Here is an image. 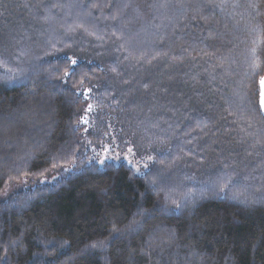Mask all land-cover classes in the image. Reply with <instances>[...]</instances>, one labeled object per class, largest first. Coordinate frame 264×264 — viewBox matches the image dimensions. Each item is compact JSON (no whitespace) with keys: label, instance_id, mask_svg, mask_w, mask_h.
I'll return each instance as SVG.
<instances>
[{"label":"trees","instance_id":"obj_1","mask_svg":"<svg viewBox=\"0 0 264 264\" xmlns=\"http://www.w3.org/2000/svg\"><path fill=\"white\" fill-rule=\"evenodd\" d=\"M66 2L89 7L73 8L71 15L53 9L47 13L53 19L44 22L42 3ZM125 3L130 6L121 9ZM152 3L0 0V58L8 61L7 68L27 70L45 53H51L47 61L60 66L51 76L33 72L23 86L0 88V193L7 188V195H0V257L7 258L0 264H33L34 254L44 258L37 264H264V153L251 149V140L241 132V101L233 95L239 92L245 101L258 102L259 76L264 75H243L252 39L244 31L243 9L234 16L218 9L208 13L210 28L199 20L169 24L154 18ZM118 9V18L111 19ZM260 10L264 22V6ZM60 24L75 31L66 32ZM212 29L215 35L209 37ZM157 52L168 55L152 59ZM142 54L143 59L135 58ZM66 57L79 63L74 75L57 80ZM89 87L93 91L85 102L77 89ZM88 103L98 106L88 115V125L77 126ZM204 123L207 127H197ZM107 145L120 159L109 161L112 166L101 172L71 175L57 168L40 176L53 163L67 167L77 149L79 164L88 156L104 155ZM169 149L167 190L157 193L134 174L128 160L135 164ZM225 164L242 178L233 190L246 186L256 203L206 193L178 214H137L163 208L215 178ZM23 172L30 176L19 175ZM52 176L67 178L57 182ZM133 220L141 222L138 228L129 227ZM114 227L121 234L112 240ZM52 238L70 242L64 254L45 255L54 251L46 247ZM98 240L111 242L86 248Z\"/></svg>","mask_w":264,"mask_h":264},{"label":"snow or ice","instance_id":"obj_2","mask_svg":"<svg viewBox=\"0 0 264 264\" xmlns=\"http://www.w3.org/2000/svg\"><path fill=\"white\" fill-rule=\"evenodd\" d=\"M130 5L125 3L121 6L122 8H127ZM264 6V0H153L151 5L154 13L156 14L154 18L157 16L162 21H167L169 24H172L174 20H185L189 19L191 21H203L205 24L209 25L211 28V21L208 18V13L215 14V11L218 9L221 12L226 13L229 16L236 15L237 9H243V13H240L242 17H245L244 31L252 37L250 41V46L247 47L244 57L245 68L243 75L245 78L254 77L258 75L261 71H264V22H260L259 18L261 17V7ZM44 15L42 19L45 23H48L53 19L52 15H48L47 13H51L53 9H67L68 12L66 15H71V10L73 8L79 9H87L89 6L86 4H76L72 2L66 3H52L50 6L47 3H42L40 5ZM99 7L98 4H92L91 8ZM121 9L117 10V13L111 16L110 18L115 20L120 15ZM231 9V11H229ZM191 13L189 16L188 14ZM87 15H91V12H88ZM61 28H65L66 32L75 31L71 25L65 27L64 24H60ZM76 27H83V25H76ZM234 27H239V22H237ZM90 35L94 33H89ZM115 35V33H113ZM215 35V30L212 29L209 31V37H213ZM163 39V37H161ZM54 51H60V49H56L55 46H52ZM67 47H71V45H67ZM120 50H125L124 45H121ZM21 55H27V53H21ZM51 55V53H45L44 56L35 57L36 64L31 66L29 69H19L18 71H13L7 68L8 61L0 58V68H4L5 72L0 74V88L7 89L12 86L20 85L23 86L26 83L33 72H41L46 73L51 76L53 72H59L60 66L58 64H51L49 61L45 59L46 56ZM143 55L141 57H135L137 60L143 59ZM167 52H157L152 59H157L158 57L167 56ZM126 59L132 58L130 56H126ZM67 66L65 67L62 75L55 77L57 80H64V78L71 77L75 73V67L79 63V60L75 57H66ZM151 62V61H149ZM45 64H48V67H44ZM222 67L223 65H219ZM111 71L113 73L117 72L116 67H112ZM87 76V73L84 74ZM83 83V79L81 80V84ZM127 83V81H125ZM259 100L258 102L255 100H247L245 101V96L241 95L239 92L234 93V96H238L241 101V106L239 109V117L244 122V127L241 128V132L245 133L246 139L251 140L250 147L253 150L259 149L261 153H264V75L259 76ZM145 88L148 87L147 84L143 85ZM78 92L83 97V100L87 102L91 98L92 88H84L82 91L77 89ZM98 105H94L92 103L87 104V108L84 109V115L80 117V120L77 122V126L80 125H88L89 119L88 115L95 111V108ZM235 115L236 113H230ZM259 117V119H258ZM94 123V122H93ZM197 127L205 128L207 124H198ZM88 128H84L85 132H88ZM107 135V133H105ZM163 143L164 141H160ZM91 143V142H88ZM188 143H191L189 141ZM87 145H85L86 147ZM95 151V150H93ZM128 153L133 154L134 149L132 147L128 148ZM153 151H156L155 149ZM104 155L96 154L92 156H88L84 160H80L79 164L75 157L79 153V149L73 151L72 157L73 159L68 162L67 167H63L62 165H58L56 163L51 164L50 168L45 169L40 173V176H44L46 172H51L54 169L59 168L61 173H70L71 175H77L80 172L85 170H94L96 172H101L104 168L110 167L108 162L112 160H119V154L113 156L111 155V145H107L103 147ZM183 152V149H181ZM251 155V153H249ZM171 155V149L167 152H157L156 155H145L142 160L133 164L132 160H128V164L131 165L134 170V174L137 176H143L153 191L157 193H163L167 190V185L169 181L170 173H167L165 169L169 167L167 162V157ZM158 156H163L165 159H158ZM64 158V157H61ZM180 157L177 156L174 159L178 160ZM127 159V157H125ZM160 164L161 167L156 169L155 165ZM155 169V170H154ZM19 175L24 177H29V172H23ZM67 177H58L52 176V181H59V179H66ZM13 179H18V177H13ZM186 179H191L186 177ZM248 177H243V180H247ZM45 180H38L37 183L44 184ZM242 184V178L239 173H236L231 165L225 164L223 169L215 175V178H210L208 181H205L196 189H188L183 193V195L174 200H170V202L166 203L163 208H154L153 210H138V215H143L144 217H149L152 215V211L160 210L167 212L169 214H178L182 209H184L190 202L194 203L198 199H204L206 193H212L215 196L221 199H231L233 201H237L239 203H256L257 201L251 200L249 195L247 194V187L245 186L243 190H233L236 189L238 185ZM0 195H7V188H5L3 193ZM168 198L166 197V200ZM141 222L133 220L129 227L132 225H136L139 227ZM121 234V229L113 228L111 239H117ZM111 241H95L92 244L86 245V248H102L106 246L107 243ZM67 246H70V242L67 240L58 242L56 238H52L46 241V247L48 249L54 250L53 252H48L46 256H55L56 254H64L67 250ZM35 258L33 259V264H37L38 260L44 259L42 256L34 254ZM6 255L0 257V261H6ZM44 264H54L53 260H44Z\"/></svg>","mask_w":264,"mask_h":264}]
</instances>
